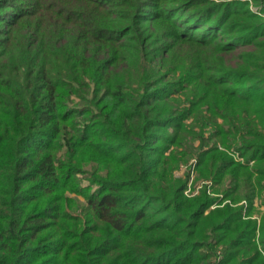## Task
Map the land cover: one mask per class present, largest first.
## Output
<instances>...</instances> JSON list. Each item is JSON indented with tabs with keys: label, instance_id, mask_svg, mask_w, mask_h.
<instances>
[{
	"label": "trees",
	"instance_id": "1",
	"mask_svg": "<svg viewBox=\"0 0 264 264\" xmlns=\"http://www.w3.org/2000/svg\"><path fill=\"white\" fill-rule=\"evenodd\" d=\"M35 1L0 0V264H264L248 1Z\"/></svg>",
	"mask_w": 264,
	"mask_h": 264
},
{
	"label": "rangeland",
	"instance_id": "2",
	"mask_svg": "<svg viewBox=\"0 0 264 264\" xmlns=\"http://www.w3.org/2000/svg\"><path fill=\"white\" fill-rule=\"evenodd\" d=\"M21 1L22 2H28L29 0H21ZM31 1L36 2L35 0H31ZM210 1H213L214 3H218L220 0H210ZM243 1H245V2L248 1L247 2L248 3V5H247L248 10L250 12H252V13L260 16L263 19V21H264V13L261 11L262 10L261 9L262 8L261 6L259 7L258 5L254 4L253 1H250V0H243ZM19 76H21V75H19ZM18 80H19V78H18ZM73 100L75 102H78V99H76V98H73ZM82 170L84 172H87V174L86 173L78 174L77 175V178L79 179L80 185L84 187V186H87L88 185V181L87 180H88V176H89L88 173H89L90 167L89 166H86ZM188 170H189V168L181 167L179 170H177V171L174 172V176L176 178L185 180V174L187 173ZM192 179H193V172H190V177H189V180L186 183V185H187L186 186V189L184 190V194L185 195H189L190 193H192L191 190H194V193H195L199 189V184L191 185L192 184ZM192 187H193V189H192ZM93 188H95V186ZM66 196L69 199H71L72 201L74 200L73 202H75V201L77 202L79 208H78L77 211H72V212L74 213L75 216H81L82 215L81 208H83V206L85 205L84 199L81 196H75L73 194H67ZM210 196L211 197L212 196L215 197L213 194L210 195ZM258 203H259V201L255 198L254 199V206L255 207L258 206ZM261 211H262V209H261Z\"/></svg>",
	"mask_w": 264,
	"mask_h": 264
}]
</instances>
